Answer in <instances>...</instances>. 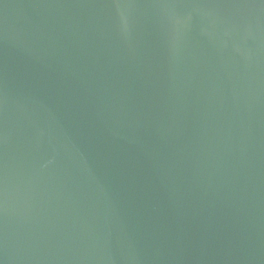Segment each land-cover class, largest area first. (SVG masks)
<instances>
[{"label": "water", "instance_id": "1", "mask_svg": "<svg viewBox=\"0 0 264 264\" xmlns=\"http://www.w3.org/2000/svg\"><path fill=\"white\" fill-rule=\"evenodd\" d=\"M0 264H264V0H0Z\"/></svg>", "mask_w": 264, "mask_h": 264}]
</instances>
